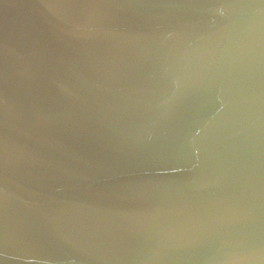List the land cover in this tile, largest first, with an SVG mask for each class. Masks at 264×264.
Instances as JSON below:
<instances>
[{"label": "water", "instance_id": "1", "mask_svg": "<svg viewBox=\"0 0 264 264\" xmlns=\"http://www.w3.org/2000/svg\"><path fill=\"white\" fill-rule=\"evenodd\" d=\"M0 264H264V0H0Z\"/></svg>", "mask_w": 264, "mask_h": 264}]
</instances>
